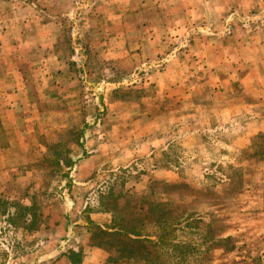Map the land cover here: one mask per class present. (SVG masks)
<instances>
[{"label":"rangeland","instance_id":"1","mask_svg":"<svg viewBox=\"0 0 264 264\" xmlns=\"http://www.w3.org/2000/svg\"><path fill=\"white\" fill-rule=\"evenodd\" d=\"M0 264H264V0H0Z\"/></svg>","mask_w":264,"mask_h":264}]
</instances>
